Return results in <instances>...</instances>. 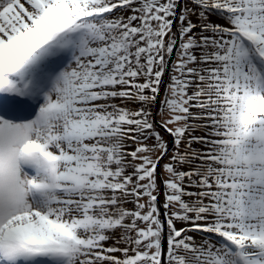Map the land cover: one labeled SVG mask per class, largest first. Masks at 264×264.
I'll use <instances>...</instances> for the list:
<instances>
[{
  "label": "snow or ice",
  "instance_id": "1",
  "mask_svg": "<svg viewBox=\"0 0 264 264\" xmlns=\"http://www.w3.org/2000/svg\"><path fill=\"white\" fill-rule=\"evenodd\" d=\"M0 264H264V0H0Z\"/></svg>",
  "mask_w": 264,
  "mask_h": 264
},
{
  "label": "rangeland",
  "instance_id": "2",
  "mask_svg": "<svg viewBox=\"0 0 264 264\" xmlns=\"http://www.w3.org/2000/svg\"><path fill=\"white\" fill-rule=\"evenodd\" d=\"M163 97V94H162V96H161V98ZM157 119H159V117H157ZM167 138V137H166ZM163 199H164V197H163V194H161V196H160V200H161V205H162V207H163Z\"/></svg>",
  "mask_w": 264,
  "mask_h": 264
},
{
  "label": "water",
  "instance_id": "3",
  "mask_svg": "<svg viewBox=\"0 0 264 264\" xmlns=\"http://www.w3.org/2000/svg\"><path fill=\"white\" fill-rule=\"evenodd\" d=\"M175 57L173 56V59H174ZM161 96H162V93H161ZM160 199V198H159ZM161 211H163V207H162V205H161Z\"/></svg>",
  "mask_w": 264,
  "mask_h": 264
}]
</instances>
